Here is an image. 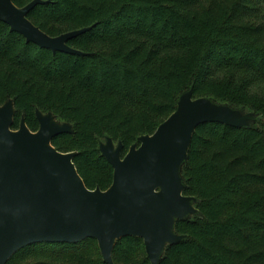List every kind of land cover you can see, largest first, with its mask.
<instances>
[{"label":"trees","instance_id":"obj_1","mask_svg":"<svg viewBox=\"0 0 264 264\" xmlns=\"http://www.w3.org/2000/svg\"><path fill=\"white\" fill-rule=\"evenodd\" d=\"M20 7L32 0H13ZM28 17L51 36L91 27L53 53L0 21V106L15 105L37 131V111L73 131L53 140L90 189H108L114 169L99 147L125 155L153 134L180 96L209 97L262 115L249 126L200 125L182 167L184 194L199 212L176 221L184 238L159 264H264V0H45ZM114 264H151L139 237L117 240ZM7 264H108L97 239L38 242Z\"/></svg>","mask_w":264,"mask_h":264},{"label":"water","instance_id":"obj_2","mask_svg":"<svg viewBox=\"0 0 264 264\" xmlns=\"http://www.w3.org/2000/svg\"><path fill=\"white\" fill-rule=\"evenodd\" d=\"M46 2L32 0L20 7L0 0V21L53 53L87 55L68 41L91 27L51 36L28 17ZM15 112L13 100L0 106V264L38 242L88 238L97 239L104 261L114 264L117 240L129 236L142 238L151 264H159L167 245L184 238L175 230L176 221L199 212L197 198L184 194L182 174L196 129L209 122L244 127L263 117L209 97L195 98L190 88L156 131L139 136L125 155L122 141L115 145L107 137L100 143L114 169L111 186L103 190L87 187L73 160L76 152H61L53 144L73 131L71 124L38 110L37 131L24 118L13 129Z\"/></svg>","mask_w":264,"mask_h":264},{"label":"rangeland","instance_id":"obj_3","mask_svg":"<svg viewBox=\"0 0 264 264\" xmlns=\"http://www.w3.org/2000/svg\"><path fill=\"white\" fill-rule=\"evenodd\" d=\"M102 142H106V139H103ZM118 142L115 141V145H117Z\"/></svg>","mask_w":264,"mask_h":264}]
</instances>
